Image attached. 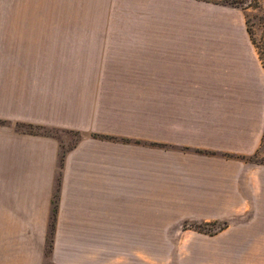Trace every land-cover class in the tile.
Returning a JSON list of instances; mask_svg holds the SVG:
<instances>
[{"label":"crops","instance_id":"1","mask_svg":"<svg viewBox=\"0 0 264 264\" xmlns=\"http://www.w3.org/2000/svg\"><path fill=\"white\" fill-rule=\"evenodd\" d=\"M234 23L171 27L169 77L133 82L152 118L130 77H77V27L0 25V264H264V63Z\"/></svg>","mask_w":264,"mask_h":264},{"label":"rangeland","instance_id":"2","mask_svg":"<svg viewBox=\"0 0 264 264\" xmlns=\"http://www.w3.org/2000/svg\"><path fill=\"white\" fill-rule=\"evenodd\" d=\"M4 15L16 17H0V25L12 20L18 26L28 21L47 29L66 26L69 31L74 28L68 27H77V35L66 34L67 49L77 48V77H130V87L125 90L130 99L125 105L144 107L150 112L148 118H152L151 92L139 91L133 82L137 77H146V81L169 77L173 26L217 27L234 25L239 17L245 19L264 63V0H0V16ZM75 38L77 43L69 44ZM208 43L212 52L216 41ZM40 45L35 42V48ZM40 51L48 53L49 49L35 50V56L39 57ZM41 130L62 137L63 149L81 136L79 130ZM253 158L264 163V140ZM220 224L206 222L202 228L214 232Z\"/></svg>","mask_w":264,"mask_h":264},{"label":"trees","instance_id":"3","mask_svg":"<svg viewBox=\"0 0 264 264\" xmlns=\"http://www.w3.org/2000/svg\"><path fill=\"white\" fill-rule=\"evenodd\" d=\"M225 1H229V2H232V3H236L238 2V0H225ZM203 223H193L192 225L195 226L196 228H199L200 230H203V226H202ZM227 224V221L221 223L219 225V228H223L225 225Z\"/></svg>","mask_w":264,"mask_h":264}]
</instances>
